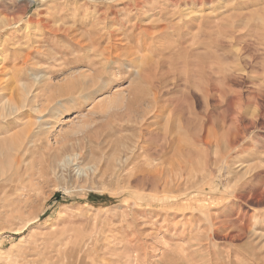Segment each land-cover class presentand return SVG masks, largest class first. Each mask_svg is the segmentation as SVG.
<instances>
[{
  "label": "rangeland",
  "instance_id": "rangeland-1",
  "mask_svg": "<svg viewBox=\"0 0 264 264\" xmlns=\"http://www.w3.org/2000/svg\"><path fill=\"white\" fill-rule=\"evenodd\" d=\"M16 77L0 264H264V0H2Z\"/></svg>",
  "mask_w": 264,
  "mask_h": 264
},
{
  "label": "bare ground",
  "instance_id": "bare-ground-1",
  "mask_svg": "<svg viewBox=\"0 0 264 264\" xmlns=\"http://www.w3.org/2000/svg\"><path fill=\"white\" fill-rule=\"evenodd\" d=\"M0 0V4H1ZM31 4L34 3L36 0H30ZM208 2V1H207ZM12 25V24H11ZM9 26V25H8ZM53 28V26L51 27ZM55 29V28H54ZM60 29V28H59ZM49 30V29H48ZM63 30V29H62ZM62 32V31H61ZM66 33L68 34L69 31L67 30ZM91 33V32H90ZM101 36V35H100ZM94 40V39H93ZM77 45V44H76ZM78 46V45H77ZM81 46V45H80ZM79 46V47H80ZM97 50V49H96ZM13 80V79H12ZM18 80V78L16 77L13 82L11 80L9 81H5L4 85H2V83L0 84V120H4L5 123L7 125L6 129L4 130L6 133L9 132V130L11 129V126H14L18 123H21L22 121H24L27 117H29L31 114L29 112L28 115H26V113L23 112V110L27 109L29 111V109L32 107V104L30 102L31 99H29L31 91H32V87H29L28 85H22V90L24 92V98L21 102L17 103V99L15 96V92L12 90V85L14 83H16V81ZM85 90V89H84ZM88 91V90H87ZM91 91V90H90ZM33 93V92H32ZM155 94V93H154ZM33 95V94H32ZM32 97V96H31ZM156 97V95L154 96ZM132 99V98H131ZM130 102L129 97L127 98V102ZM157 102V101H156ZM32 111V109H31ZM157 111V110H156ZM28 113V112H27ZM58 113V112H57ZM60 115V112L58 114V116ZM33 121L31 122V120L27 123V125H29L28 127H25V129L22 131L23 133H25L24 139L22 141H18L15 143L14 146H9V142L11 141H15V139H17L16 136H5L3 138H0V155L2 156L3 153V148L5 147V150H9V152H11L10 155V164L8 165V168L5 170L2 169L1 171H5L2 172V175L0 178V181H4V182H9L11 179L14 180V176H19L24 172H27L29 170V165H33L32 163H29L28 159L31 158L29 156H31V151L34 147H37L36 145H38L37 143H40V137H39V142L37 141V136L41 135L42 133L40 132L43 128V126H45V123H41V122H36ZM264 125V122H263ZM34 127V128H33ZM36 130H38V132H35ZM207 132V131H206ZM210 132V131H209ZM4 133V132H2ZM19 133V132H18ZM1 134V132H0ZM17 134V133H16ZM206 135V134H205ZM42 136V135H41ZM209 136V135H207ZM211 136V134H210ZM209 136V137H210ZM239 136V135H238ZM205 137V136H204ZM236 137V136H235ZM207 138V137H206ZM238 138V137H237ZM205 139V138H204ZM203 139V140H204ZM236 139V138H235ZM211 140V138H210ZM239 140V139H238ZM207 141V140H206ZM42 142V141H41ZM212 143V141H209V143ZM210 143V144H211ZM237 143V142H236ZM204 144V141H203ZM207 145V144H206ZM41 146V145H40ZM39 147V145H38ZM52 147V145L50 146ZM41 148V147H40ZM55 148V146H54ZM58 148V147H57ZM38 149V148H37ZM50 149V148H49ZM36 150V149H35ZM68 150V149H67ZM50 151V150H49ZM36 152V151H35ZM35 154V153H34ZM48 154V153H47ZM52 154V153H51ZM44 155V157H42V161L47 162L49 167L52 168V170H54V165H59L62 163H67L66 166L69 165V156L65 155L63 156L60 153H56L55 156L53 155ZM33 155V154H32ZM4 156V155H3ZM78 157H81L80 155ZM9 159V158H8ZM7 159V160H8ZM6 160V161H7ZM76 160V159H75ZM4 161V159H3ZM4 163V162H3ZM73 163V162H72ZM77 163V162H76ZM5 164V163H4ZM75 164V163H73ZM78 164V163H77ZM2 165V164H1ZM42 165V164H41ZM73 166V165H72ZM1 167V166H0ZM4 167V165H3ZM183 167V166H182ZM65 168V167H64ZM187 171V170H186ZM1 174V173H0ZM183 175V174H182ZM185 175V174H184ZM191 176V175H190ZM196 176V175H195ZM181 177V176H180ZM192 177V176H191ZM146 179V178H145ZM184 179V177H183ZM0 182V183H1ZM7 183H3V185L0 186L1 188H4V186H6ZM8 193V192H7ZM6 193V194H7ZM218 224V223H217ZM236 224V223H235ZM216 227V226H215ZM218 227V225H217ZM221 228V227H218ZM246 228V227H245ZM243 229V228H242ZM242 232V231H241Z\"/></svg>",
  "mask_w": 264,
  "mask_h": 264
}]
</instances>
